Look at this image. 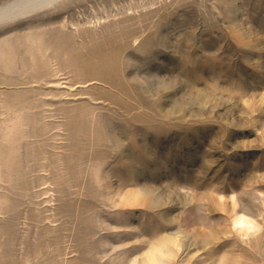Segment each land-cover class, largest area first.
<instances>
[{
    "label": "rangeland",
    "instance_id": "374dc122",
    "mask_svg": "<svg viewBox=\"0 0 264 264\" xmlns=\"http://www.w3.org/2000/svg\"><path fill=\"white\" fill-rule=\"evenodd\" d=\"M0 264H264V0L0 22Z\"/></svg>",
    "mask_w": 264,
    "mask_h": 264
},
{
    "label": "bare ground",
    "instance_id": "6f19581e",
    "mask_svg": "<svg viewBox=\"0 0 264 264\" xmlns=\"http://www.w3.org/2000/svg\"><path fill=\"white\" fill-rule=\"evenodd\" d=\"M55 0H10L0 6V22L14 19L15 17H27L36 10L52 5ZM7 23V22H6ZM235 223V222H234ZM237 223L242 227L249 228L251 222L244 217H240Z\"/></svg>",
    "mask_w": 264,
    "mask_h": 264
}]
</instances>
